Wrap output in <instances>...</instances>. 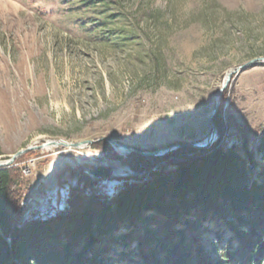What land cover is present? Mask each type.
Wrapping results in <instances>:
<instances>
[{
    "label": "rangeland",
    "instance_id": "1",
    "mask_svg": "<svg viewBox=\"0 0 264 264\" xmlns=\"http://www.w3.org/2000/svg\"><path fill=\"white\" fill-rule=\"evenodd\" d=\"M258 58L264 0H0V160L46 140L111 138L142 152L200 144L227 73ZM225 93L217 142L235 145L240 125L254 144L264 127V64L234 77ZM94 145L50 147L15 162L31 171L18 187L26 219L67 207L68 168L92 163L129 175ZM251 168L257 178L261 165ZM120 185L105 179L99 189L112 195ZM222 233L223 245L190 237L194 264L226 260L221 248L230 246L239 254L233 234ZM251 251L250 264H264L263 247Z\"/></svg>",
    "mask_w": 264,
    "mask_h": 264
},
{
    "label": "trees",
    "instance_id": "2",
    "mask_svg": "<svg viewBox=\"0 0 264 264\" xmlns=\"http://www.w3.org/2000/svg\"><path fill=\"white\" fill-rule=\"evenodd\" d=\"M220 115L214 124L222 137ZM234 128L233 146L218 141L211 150L180 148L158 158H120L109 143L95 144L129 175H112L121 185L107 195L99 189L103 180L90 174L101 166L68 168L74 182L67 207L47 219H26L20 208L22 168L1 169L0 264H194L190 237L203 233L223 245V230L242 250L221 248L226 260L215 264H250L254 247L264 251V127L254 144L242 126ZM258 163L256 178L251 167ZM197 264L208 263L200 258Z\"/></svg>",
    "mask_w": 264,
    "mask_h": 264
},
{
    "label": "water",
    "instance_id": "3",
    "mask_svg": "<svg viewBox=\"0 0 264 264\" xmlns=\"http://www.w3.org/2000/svg\"><path fill=\"white\" fill-rule=\"evenodd\" d=\"M259 64H264V58L254 59L248 62L247 64L240 66L234 70H231L227 73L224 83L222 84L221 88L216 93L215 107L208 117V123L211 127V133L206 138V140H204L200 144H177V145L170 146L163 150H157L155 152H142L132 147L117 143L111 138H100L95 141H82V142H68L65 140H50V141H44L41 145L30 146L26 149L20 150L16 154L11 156L10 159L7 161L0 160V170L14 166L15 162L20 157L30 152H33V151L39 150L43 152L48 147L49 148L50 147H56V148L62 147L65 149L70 148L72 150L78 151V150H84V149L90 148L92 145L103 142V141L109 143L112 146V148L117 152L136 153V154H139L147 158L165 157L169 155L170 153H172L173 151L180 149V148H190V149H196V150H210L218 140V131L214 124V118L216 114L218 113L219 107L221 105L222 96L228 89L234 77L239 76L240 74L256 67ZM90 174L95 179L105 180V179L111 178L113 171H112V167H100V168L91 170Z\"/></svg>",
    "mask_w": 264,
    "mask_h": 264
},
{
    "label": "built area",
    "instance_id": "4",
    "mask_svg": "<svg viewBox=\"0 0 264 264\" xmlns=\"http://www.w3.org/2000/svg\"><path fill=\"white\" fill-rule=\"evenodd\" d=\"M102 165H103V163H102ZM103 166L108 167V165H103ZM23 173H24V175H29L31 173V171L29 169H25Z\"/></svg>",
    "mask_w": 264,
    "mask_h": 264
},
{
    "label": "bare ground",
    "instance_id": "5",
    "mask_svg": "<svg viewBox=\"0 0 264 264\" xmlns=\"http://www.w3.org/2000/svg\"><path fill=\"white\" fill-rule=\"evenodd\" d=\"M46 141H50V140H46ZM44 142V141H43ZM43 142H41V143H39V144H35V145H33V146H36V145H41ZM216 144V143H215ZM49 148V147H48ZM48 148H46V149H48ZM56 148V147H55ZM45 149V150H46ZM56 149H65V148H62V147H60V148H56ZM66 149H70V148H66ZM65 149V150H66ZM72 150V149H71ZM45 152V151H44ZM13 167V166H12ZM11 168V167H10Z\"/></svg>",
    "mask_w": 264,
    "mask_h": 264
}]
</instances>
